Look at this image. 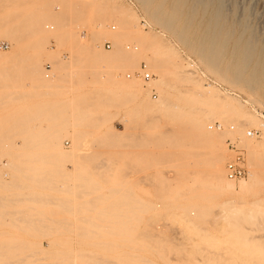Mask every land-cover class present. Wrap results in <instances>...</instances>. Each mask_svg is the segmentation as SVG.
<instances>
[{"label":"rangeland","instance_id":"rangeland-1","mask_svg":"<svg viewBox=\"0 0 264 264\" xmlns=\"http://www.w3.org/2000/svg\"><path fill=\"white\" fill-rule=\"evenodd\" d=\"M21 1L0 0L3 30L17 27L20 36L14 40L0 33V43L10 44L8 49L0 47L1 61L19 55L0 64V141L4 142L0 148L15 147V153L7 151L13 158H2L7 152L0 149V264H264V214L259 206H252L259 199L264 206V183H254L253 189L238 195L220 194L206 182L210 147L198 140L194 147L182 149V145L165 142L172 133L162 134L165 128L174 127L181 132L178 126L186 121L184 117L168 118L165 109H210L212 104L187 93L186 80L196 76L200 86L225 96L224 105L255 122L243 129V137L237 127L231 129L230 114L210 122L213 127L223 125L222 130L214 127L215 132L226 131L222 134L224 165L232 158L226 140L234 136L263 146L259 147L258 166L251 168L249 148L244 141L240 143L246 150L248 170L264 174V70L260 68H264V0H229L232 8L225 20L224 15L216 17L220 0H55L48 11L65 14V19L59 24L47 22L54 28L46 30L45 26L39 37L29 34L27 22L39 3ZM105 2L133 13L136 31L157 34L163 51L173 52L164 60L168 68L163 93L156 85L161 77L151 68L150 81L133 76L144 61L121 73L126 83L141 86L140 107L138 100L128 104L127 97L114 96L116 90L107 83L96 87L91 76H85L89 65L83 64H88L89 50L79 49L74 39L90 42L101 21L99 6ZM117 18L109 15L97 50L113 52L109 34L115 32ZM250 39L255 43L249 68L234 83ZM137 45L123 43L130 50ZM42 50L62 64L75 61L73 56L79 54L82 60L75 61L77 73L67 80L35 81L29 70L31 57ZM214 54L219 56L213 58ZM173 60L186 67L187 75H176ZM47 64L50 60L45 61L44 70L52 71ZM233 64L238 65L236 69ZM251 72L257 74L250 77ZM252 78L255 89L244 83ZM97 89L102 95L95 93ZM248 131L256 132L254 140L245 136ZM113 132L122 134L113 137ZM111 138L118 144H109ZM74 143L78 148L73 149ZM187 150L197 156L186 161L167 157ZM59 151H75L80 157L64 163L53 157ZM182 162H189V167L178 169ZM249 177L229 183L240 191ZM202 207H206L203 214H191Z\"/></svg>","mask_w":264,"mask_h":264},{"label":"bare ground","instance_id":"bare-ground-1","mask_svg":"<svg viewBox=\"0 0 264 264\" xmlns=\"http://www.w3.org/2000/svg\"><path fill=\"white\" fill-rule=\"evenodd\" d=\"M14 1L20 2V0H14ZM24 1H26L25 3H28V2L39 3V5L37 4L38 7L36 10V13L31 15V17H29V19L27 21V22H29L28 26H30V27H28L29 28L28 29L29 34H31L32 36H36V37L38 36L39 37V35H41V33H43L45 26H46V30H47V28L53 29L54 28L53 25H46V23L49 22L50 20L54 21V24L55 23L59 24L62 20L65 19V14L53 15L52 11H48V8L51 7L52 3L55 0H22L21 2H24ZM29 4H31V3H29ZM107 4L108 3H106V2H105V4L101 3L99 6L101 8V15H100L101 21L99 22V24L97 26L98 30L94 31L92 33V37H91L90 42L88 43V42L83 41V40L80 41V40L74 39V41L76 43L75 45H77L79 47V49L85 50L86 52H87V50H89L87 55H86V57H87L86 61L88 62V64L87 63H86V65L83 64V66L86 67L89 65V67H88L89 71L87 70V72L85 73V76H88V75L91 76V78L93 79L92 81H93V83H95L94 85L96 87L105 85V83H107L106 85H109L116 90L114 96L123 95L124 97H127V103L129 101L138 100L139 101L138 107H140L143 103L142 96H141V88H140L141 86L136 85L134 83H126L125 81H123L124 79L121 78L122 77L121 75L123 74L122 72H125V70L127 71V69H131V70L133 69L134 70V68L139 67L143 61L146 62L147 69L150 71V68H151V70L153 71V73L155 75L161 77V80L159 82H157L156 85L160 88L159 91L161 93H163L164 87H162V85L165 86L164 84L167 81L166 71L168 68V66H167L168 64L166 65V62L164 60H166L168 58V56L166 54H169V57H170L173 55V52L169 51L170 53H167L166 51H163V49L165 48L164 43H163L161 37H159L157 34H155V33H153V34L145 33L144 34L142 32L140 33L139 29H137V31H139V32H137L135 30V27H136L135 22H137V19L135 18V15H133V13L132 14L127 13L126 12L127 10L126 11L123 10L122 7H119L116 5H111V4L107 5ZM231 4L233 5V3H230V5ZM229 7H231V6H229V0H220L219 9H218L220 14H218V16H216V17L221 18L223 16H220V15H224L223 20H225L226 19L225 15H226V13H228L227 11H228ZM229 11H231V10L229 9ZM109 15H118L119 18L114 19V22L117 24V27L116 28L114 27L115 32H111V34H109V35H111V38H112L113 52L105 53L102 48L100 50H97L96 43L98 41H100L104 37V35L106 34V31H107L106 29L108 28L106 22L109 21ZM161 18H163V17H161ZM216 20H218V19H216ZM2 22L3 21H0V33L2 32L4 34H6L11 39L19 40L20 36L18 37V28L14 27V28H10L7 30H3L4 24ZM61 23H63V22H61ZM168 24H169V22H168ZM218 25L219 24H217V26ZM247 26H249V25L247 24ZM170 28H171V26H170ZM250 33H251V30H250ZM253 33H256V32L254 31ZM253 33H252V35L250 34L251 37H253ZM231 34H232V32H231ZM224 37H226V36H223V40H225ZM70 39H72V38H70ZM124 41L130 42V43L135 42L138 45L135 47V50H130V47H127V49H125V47H123ZM248 42H249V44H248ZM248 42H246V43H247V45H250V46H248V48H246V49H248L246 56L243 55L244 54L243 51H242L243 54H241V56L243 55L245 58L242 59L239 57V59L243 60V61L241 60L242 62L240 61L242 64L238 63L239 66L237 64H233L235 69H236L235 65L238 66V69L236 71L237 75L235 77L236 81H233L234 83L237 82L239 79H241L239 74L242 72H243V74H245L244 72L246 71L247 68H249L248 67L249 59H250L249 56H250V51L252 49L251 46H253L252 42H254V41H252V39H250V41L248 40ZM256 45H258V43ZM139 47L141 49H139ZM160 50H162L163 52H161ZM82 52H84V51H82ZM263 52H264V50H263ZM215 55H217V54H214L213 58ZM254 55H255V53H254ZM260 55H262V54H260ZM14 56L15 57L10 56L9 58H6V60L1 61V57H2V55H1L0 56L1 66L3 64L5 65V63H7V62L14 61L16 58H18L19 55H14ZM211 56L212 55H210V57ZM217 56H219V55H217ZM73 57L76 58V59H74L76 61V63H78L79 61L81 62V60H82V57H80L79 54L78 55L75 54ZM2 58H4V57H2ZM31 58H32L31 60H32L33 64L29 67V70L31 71L33 78L37 82L48 83L50 81L57 80V79H59V80L66 79L67 80V78L68 79L73 78V75L75 73H77L76 72L77 70H75L76 69L75 61H73L71 63L66 62V64H62L63 62L61 63V61L58 60L57 57H55L53 54L48 55V53L45 50H42V51L38 52L37 54L32 55ZM251 58H253V56ZM256 58H258V57L256 56ZM215 59L217 60L220 58H215ZM47 60H50L51 66H52L51 68L53 69L52 71H49L50 74H49V72H47L43 68L44 63ZM213 62L216 63L217 61H215L213 59ZM258 62H260V61H258ZM211 64L213 65V63H211ZM217 64H218V62L216 63V66H217ZM263 64H264V60H263ZM171 68L174 70V72L176 71V75L179 77L182 75H187L186 67L184 65H182V63L180 64L178 61L173 60L171 62ZM229 68H231V67H229ZM260 68L262 70H264V68H262V66ZM140 69H141V67H140ZM140 69H138L137 71H139ZM253 69H254V67H253ZM253 69H252V71L257 70V69H255V70H253ZM261 69H260V71H261ZM229 70H230V73H232V70L231 69H229ZM82 71H85V70H82ZM137 71L132 73V74H134L133 76H137L136 75ZM80 72H81V70H80ZM228 73L229 72H227V74ZM251 73L252 74L247 73V75L249 74V76L250 75L253 76V74H255V73L257 74V72H255V73L251 72ZM132 74H128L127 77H132ZM194 77H196V76H194ZM194 77L189 76L188 80H186L188 82V85L190 88V89L188 88L187 93L192 92V94L197 96L198 99H200L201 101H204V102H206L208 104H212V105H211L210 109L207 111H204V109H201V110L197 109L200 112L194 111L195 109L193 111H188L187 109H182L180 107H176L174 104H172V106H175V107H172L171 109L169 107H168L169 109H167V110L165 109V111L162 109V111H164L163 114H166V116H168V118L169 117H171V118L184 117L186 119L185 123H181V124H179L180 126H178L181 128V129H179V130H181V132L177 131L178 128L175 130L174 129L175 127L174 128H165L164 131H162V134L164 137L168 136L169 135L168 133H172V135H173V137H169L170 138L169 141L167 140L165 142L170 143V144H174L175 146H181L182 145V149L183 148L185 149L189 145L194 147L197 144L198 140H199V142L208 145L210 147V152L208 153L209 159L207 161H209V169L210 170L208 169L209 170L208 177H207L208 180H206V182L209 186H211L212 189L218 191V193H220V194L222 192L226 193V191L227 192L230 191L228 193H232L233 195L234 194L238 195V193H240V192L242 193L245 190H246L245 192H247V189L250 190V188L253 187L252 185L254 183L255 184L259 183L258 186H260V183H264V174L263 173H259V174L257 173L254 175L252 170L251 171L248 170L249 171L248 174L250 176L249 177L250 182H243V183L241 182L242 185H241L240 191L236 190L237 188H235L234 185L229 183V182L236 181V180H241V179L244 180V178H246V177L232 179L228 176L227 164H226V166L224 165V163H225V159L223 158V151H224V141L223 140L224 139H222V136H223L222 134H225L226 131H224V132L217 131V132H221V133L215 132L214 127L217 130L223 129L222 124H221V128L218 127V124H220V123H216L214 127L210 126L211 125L210 122H213V121H215V119L220 118L221 115H226V114L229 115L230 114L232 116L231 121L234 124V126H232L231 129H234L237 127L239 129V131L238 130L237 131L240 132V134L242 135L243 129H245L248 126H251L252 124L255 125L254 124L255 122H253V123L251 122V120H250L251 117L249 118V115L241 114L240 112L235 111L234 109L231 108L232 106L230 107V105H224V103H223L224 98L223 97H225V96H223V95L221 96V94H219L217 92L218 90H214L212 87L205 88L203 86H200L198 83L201 81H197L196 78H194ZM245 77H243V79H247ZM180 78H182V77H180ZM252 79H253L252 81H245V80H244L245 82L243 80H240V81H243L245 83V85L247 86V88L249 87L251 89H253V88L255 89V86H254L255 85V78H252ZM248 80H250V79H248ZM68 82H71V81L69 80ZM262 82H264V81H262ZM256 87H258V86H256ZM197 88H199V89H197ZM263 89H264V87L262 88V90ZM100 92H101L100 89L95 90V93H100ZM259 92H261V91H259ZM100 95H102V94L100 93ZM153 95H156V93L153 92ZM98 97H101V96H98ZM197 97H195V98H197ZM152 103H150L149 105H153ZM161 104H163V103H161ZM149 105H147V106L151 108V106H149ZM223 106H225L226 108H224L223 111H219V109L222 108ZM148 111H150V110H148ZM219 113H221V114H219ZM127 116L131 118L132 115H131L130 111H128ZM164 117H162V118H164ZM152 118L155 119V117H152ZM126 119H127V123H129V118H126ZM147 120H148V118H147ZM148 122H149V120H148ZM256 123H258V122H256ZM164 125H166V124H163L162 126H164ZM261 127H263V126H261ZM113 133H114L113 137L122 134V132H113ZM255 133L253 131H250V132L248 131V133L245 136H247V135H248V137L251 136L250 139L254 140ZM244 134H245V132H244ZM243 136L244 135H242V137ZM236 137H237V135H236ZM229 139L237 141L238 145L244 150L245 157H246V150L244 147L241 146V144H242L241 142L244 141V143L247 144V147L249 148V151H250L249 153L251 155V168H255V166L257 165V161H258L257 156H259V147L262 145H254V143H252L251 141H249L247 139L246 140L242 139V141H240V139L235 138L234 136L229 138ZM1 141H3V140H1ZM1 141H0V147H1L2 143H3L2 145H4V142L1 143ZM227 141H228V139L226 140V143L228 145ZM116 143L118 144L117 140H115L113 138L109 139V144H116ZM5 146L4 147L2 146L3 148H0L2 152L4 150H6V151H4L6 153L8 150H11L12 153H15L14 150H12V149H15V147L13 148L12 145H9L8 147H10L11 148L10 149L8 147L6 148ZM73 147H74L73 149L78 148L77 143H74ZM228 148L230 149L229 145H228ZM16 149H18V148H16ZM176 149H177V147H176ZM182 149L180 148V150H182ZM230 151L232 152V158H233L235 154L231 149H230ZM74 152L62 153L59 151V152H55V154H53V157H55L58 160H62L65 163V162H68L70 160H75V158H77V156H79L78 154L76 156ZM2 154H3L2 158L4 156L9 157L10 155H13L9 152H7L6 154H4V153H2ZM173 156H174V158L177 157V160H179V161H186L187 159H189V157L193 158L194 156H197V154L190 152V151L188 152V150L187 151H180L178 153H170V154L168 153L167 154V157L171 158ZM14 157H16V156L14 155ZM9 158H13V156L12 157L10 156ZM196 158H198V157H195V159ZM188 164H190V163L189 162H182V164L178 165L177 167H178V169L179 168L182 169L185 167L188 168L189 167ZM254 171L256 172V170H254ZM4 183H6V182H4ZM194 184H198V183L196 182ZM214 197H215V194H214ZM260 201H262V200H260V199L256 200L255 203H252V206H253V208L255 207L256 209L259 206L260 207L259 211L264 214V206L261 207L262 203ZM197 209L198 208H196V209L194 208L193 211H191V214L195 215L196 212L203 214L205 212L206 207H202V209H198V210ZM254 211H255V209H254Z\"/></svg>","mask_w":264,"mask_h":264},{"label":"built area","instance_id":"built-area-1","mask_svg":"<svg viewBox=\"0 0 264 264\" xmlns=\"http://www.w3.org/2000/svg\"><path fill=\"white\" fill-rule=\"evenodd\" d=\"M0 46L3 49H8L10 47V44L8 42L2 41L0 43ZM47 66L51 67V64H47ZM136 75L146 81L151 80L153 77L152 72L147 69L146 63H143L141 65V69L136 72ZM218 127L221 128V124H218ZM227 142L230 149L235 154L234 157L227 163L228 176L232 179L246 177L249 171L246 166V157L244 155V150L238 145L236 140L228 139Z\"/></svg>","mask_w":264,"mask_h":264}]
</instances>
